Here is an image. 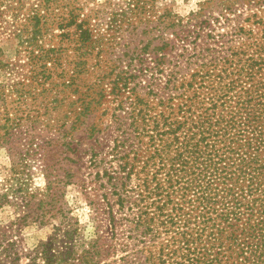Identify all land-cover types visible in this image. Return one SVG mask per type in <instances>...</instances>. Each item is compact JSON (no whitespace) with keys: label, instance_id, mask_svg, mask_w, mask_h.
<instances>
[{"label":"trees","instance_id":"trees-1","mask_svg":"<svg viewBox=\"0 0 264 264\" xmlns=\"http://www.w3.org/2000/svg\"><path fill=\"white\" fill-rule=\"evenodd\" d=\"M25 1L0 0V16L11 13L17 18L26 10L23 29L16 30V36L28 35L21 43L33 48L29 60L35 83L44 87L56 73L60 78L67 75L66 83L72 88L86 67L85 58L93 55L95 43L105 47V39L94 41L92 17L81 18L84 9L70 3L72 0H34L29 7ZM155 2L129 0L128 9L147 13L154 10ZM236 5L255 8L250 19L264 26V0H227L223 9L232 14ZM117 22L113 19L109 25ZM215 23L219 19L210 20L203 12L186 21L170 22L174 39L164 38L168 30L165 25L158 44L153 48L150 42L143 46V56L140 54L135 62L138 69L124 70L114 80L111 92L119 93L123 90L118 87L121 73L134 78L138 72L147 83L143 87L147 96L143 99V200L134 202V230L143 227L141 264H264V28L258 38L242 27L244 42L233 46L226 36L216 34L219 28ZM54 27L61 31L59 47L46 48L43 40ZM177 44L183 54L193 52L189 57L194 60L182 75L176 70L183 68L181 64L166 65ZM69 51L74 60H64ZM83 106L88 108L91 103L84 102ZM11 127L5 128L11 131ZM67 148L73 151L72 144L68 143ZM129 158H119L124 161L120 166L126 172L124 181L137 167L131 165L129 169ZM50 175L45 174V200L40 202L45 212L37 218L40 223L49 213L45 201L51 199L50 205L56 199L57 184ZM72 177L66 174L57 183L68 184L67 179ZM123 179L117 177L116 181L123 186ZM113 180L110 176L109 181ZM13 191L25 207H29V198H35L21 188ZM113 193L123 207V196L116 190ZM102 197L108 201L107 194ZM5 203L7 194L0 199V208ZM109 205L105 214L116 230V218ZM27 219L23 216L0 226V264L19 260L14 252L16 242L9 234L17 224H28ZM52 247L43 246V255ZM109 248L99 236L79 256L70 244L45 264H100V258L109 255Z\"/></svg>","mask_w":264,"mask_h":264},{"label":"rangeland","instance_id":"rangeland-1","mask_svg":"<svg viewBox=\"0 0 264 264\" xmlns=\"http://www.w3.org/2000/svg\"><path fill=\"white\" fill-rule=\"evenodd\" d=\"M226 2L156 0L154 10L143 13L136 9L130 12L129 0H72L70 3L84 9L81 18L92 17L94 41L105 39L107 43L105 47L95 43L93 55L85 58L86 67L72 88L66 83L67 75L60 78L56 73L44 87L38 86L29 60L33 48L21 43L28 35L16 36V30L23 29L26 10L17 18L11 13L0 16V199L6 194L8 197V203L0 208V226H8L23 216L28 218V224L21 221L9 234L10 240L16 242L14 252L19 259L14 264H45L50 256L65 252L70 244L79 256L99 236L110 247L109 255L100 258V264L143 262V227L134 230V202L143 200V99L147 98L143 87L147 83L138 72L134 78L121 73L118 87L123 90L119 93L111 92L114 80L124 70L138 69L135 62L140 54L143 56V46L148 42L152 48L158 44L160 30L165 25L168 30L164 38L173 40L170 22L186 21L198 12L210 20L219 19L214 24L219 28L216 34L226 36L233 46L244 42L242 27L244 32L252 31L260 38L264 26L257 19H250L255 8L236 5L233 13L228 14L223 9ZM24 3L29 7L34 0ZM113 19L118 22L109 25ZM240 31L241 35L231 37ZM60 34L55 27L48 31L44 46L58 48ZM177 47L166 65L181 64L183 68L176 70L182 75L194 60L189 57L193 52L183 54L180 44ZM67 59L74 60L71 51L64 56ZM48 68L52 69V64ZM62 69L63 66L58 68L59 72ZM84 102L91 106L84 108ZM7 125H12L11 131L6 130ZM68 143L73 151L67 148ZM127 156L129 169L131 165L137 167L124 181L126 172L120 168L124 161L119 158ZM45 174H51L50 178L57 184H54L56 199L50 205L51 199L45 201L49 213L45 222L40 223L37 218L45 212L40 204L45 200ZM66 174L73 176L67 179L69 183H57ZM109 175L114 178L112 183ZM117 177H123L125 185L121 186ZM19 188L35 196L28 199L29 207H25L21 197L15 198L13 190ZM115 190L124 198L123 207L117 201L118 195L113 193ZM103 194L108 195V201L103 199ZM108 204L113 208L116 230L105 214ZM47 244L53 245L52 250L43 255V246Z\"/></svg>","mask_w":264,"mask_h":264}]
</instances>
